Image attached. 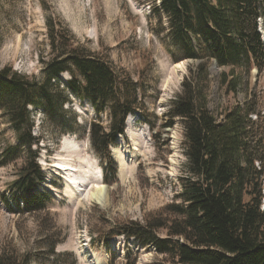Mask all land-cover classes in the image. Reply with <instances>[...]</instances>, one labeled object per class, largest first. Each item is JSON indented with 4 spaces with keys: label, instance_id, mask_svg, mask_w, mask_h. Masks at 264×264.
I'll return each instance as SVG.
<instances>
[{
    "label": "trees",
    "instance_id": "trees-1",
    "mask_svg": "<svg viewBox=\"0 0 264 264\" xmlns=\"http://www.w3.org/2000/svg\"><path fill=\"white\" fill-rule=\"evenodd\" d=\"M154 12L168 18L169 36L180 52L172 54L174 61L195 63L162 125L173 127L180 120L183 129L187 169L180 177V202L166 205L145 222L128 220L98 231L90 227L92 246L109 249L111 239L124 236L155 247L161 264H264L263 103L253 91L244 103L234 102L219 113L209 107L214 60L230 69L219 76L229 93L238 91L253 65L264 72V0H160ZM45 24L49 50L40 58L42 79L10 64L0 67V114L24 146L6 145L0 164L25 154L10 187L16 210L30 214L47 212L53 199L50 191L39 190L45 171L34 148L41 138L33 134L31 107L49 118L62 116L74 96L91 103L98 115L105 113L108 126L92 121L90 141L113 176L117 170L110 146L124 134L128 116L146 109L142 85L128 70L98 56L55 14ZM63 74L70 79L62 81ZM3 202L15 210L6 196ZM19 253L0 247V264H31L29 253ZM130 254L129 249L125 264H136ZM109 264H115V257Z\"/></svg>",
    "mask_w": 264,
    "mask_h": 264
},
{
    "label": "rangeland",
    "instance_id": "rangeland-1",
    "mask_svg": "<svg viewBox=\"0 0 264 264\" xmlns=\"http://www.w3.org/2000/svg\"><path fill=\"white\" fill-rule=\"evenodd\" d=\"M45 2L48 7L41 0H0V67L10 64L42 79L40 58L49 50L45 19L55 14L83 44L117 68L128 70L140 82L146 109L144 114L138 111L129 116L125 134L111 146L117 170L113 176L112 171L107 174L90 141L92 121L100 120L108 126L105 113L98 115L91 104L74 96L62 116L49 118L43 110L31 107L33 134L41 138L34 148L45 171L39 190L50 191L53 199L47 212L17 211L10 185L25 154L9 164H0V247L17 249L20 255L29 253L31 264H109L112 257L115 264H125L129 249L131 258H137L136 264H161L162 256L155 247H144L134 239L114 238L109 249L105 245L93 247L89 229H108L128 220L145 222L166 205L180 202V177L187 169L183 129L180 120L173 127L162 125L170 119L167 112L171 101L195 63L188 59L174 61L172 54L180 52L169 36L168 18L161 19L154 12L160 0ZM260 28L264 31V26ZM216 64L214 60L210 65L212 111L219 113L234 102L244 103L253 91L264 111V72L253 65L251 73L243 74L238 91L229 93L219 76L230 69ZM69 79L68 74L61 76L62 81ZM9 144L24 147L0 114V151ZM65 161L76 169L69 176L74 188L66 183L68 170L56 167ZM101 191L105 204L97 199ZM262 193L264 208V182ZM5 196L15 210L4 204Z\"/></svg>",
    "mask_w": 264,
    "mask_h": 264
},
{
    "label": "bare ground",
    "instance_id": "bare-ground-1",
    "mask_svg": "<svg viewBox=\"0 0 264 264\" xmlns=\"http://www.w3.org/2000/svg\"><path fill=\"white\" fill-rule=\"evenodd\" d=\"M177 68H179V66H177ZM128 121H129V118H128V120H127V123H128ZM67 136H65V138H66ZM69 138H71V137H69ZM66 140V139H65ZM64 141V140H63ZM70 141V140H69ZM68 142V140H66L65 141V143H67ZM64 145V144H63ZM70 163V162H69ZM69 163L68 162H59V163H57V165H56V167L60 170H68V172L70 173V174H68V178L67 179H65L66 180V183H67V185H68V188H74V186H75V182L72 180V178L71 177H69V176H71V174H73V173H75L76 172V169L75 168H73L72 167V165L70 166L69 165ZM94 176V175H93ZM101 177V175H96V176H94L93 178H96V179H99ZM92 178V177H91ZM100 188V187H99ZM106 194V193H105ZM92 196H94V195H92ZM97 199H98V202L99 203H101V204H105L106 203V197H105V195H104V193L101 191V192H99L98 193V196H97Z\"/></svg>",
    "mask_w": 264,
    "mask_h": 264
},
{
    "label": "water",
    "instance_id": "water-1",
    "mask_svg": "<svg viewBox=\"0 0 264 264\" xmlns=\"http://www.w3.org/2000/svg\"><path fill=\"white\" fill-rule=\"evenodd\" d=\"M216 66H218V65L216 64Z\"/></svg>",
    "mask_w": 264,
    "mask_h": 264
}]
</instances>
